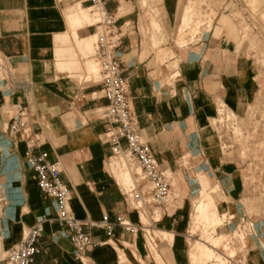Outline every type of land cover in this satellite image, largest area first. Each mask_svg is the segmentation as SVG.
<instances>
[{"label":"crops","instance_id":"0c3cea01","mask_svg":"<svg viewBox=\"0 0 264 264\" xmlns=\"http://www.w3.org/2000/svg\"><path fill=\"white\" fill-rule=\"evenodd\" d=\"M102 1L125 34L115 56L129 82L130 106L142 141L161 171L179 184L181 195L172 198L161 220L156 222L152 215H146L150 225L125 201L109 168L113 154L102 114L107 106L102 77L89 69L97 61L86 44L95 40L96 28L85 20L76 29L71 27V14L77 4L0 0V55L13 64L18 80L23 82L13 89L10 103L14 108L22 104L27 109L29 132L39 147L36 154L47 153L51 162L59 163L77 219L100 222L106 215L116 224L124 217L139 227V232L132 235L116 226L113 239L104 231L90 229L103 244L78 256L68 234L56 222V202L42 195L36 174L26 165V142L9 138V159L19 166L20 200L5 215V246H17L32 227L46 219L40 250L32 264H123L124 258L134 264L137 255L145 261L151 258L141 228L144 226L154 229L159 240L158 251L153 252L155 264H186L183 248L191 216L185 208L192 204L191 189L197 176L204 172L213 175L215 183L233 201L242 196L235 193L234 183H228L229 178L233 181L235 171L227 166L220 133L213 123L218 115V73L207 65L209 51L203 54L204 44L179 50L171 47L169 39L165 44L153 42L140 0ZM178 2L158 0L160 28L166 36L178 27ZM78 4L84 10L91 7L85 0ZM169 50L175 54L172 59L165 53ZM174 60L179 64L175 79H171L168 63ZM248 88H252L250 83ZM227 91V102L237 107L234 90Z\"/></svg>","mask_w":264,"mask_h":264},{"label":"rangeland","instance_id":"374dc122","mask_svg":"<svg viewBox=\"0 0 264 264\" xmlns=\"http://www.w3.org/2000/svg\"><path fill=\"white\" fill-rule=\"evenodd\" d=\"M60 1H74L77 4L71 18L78 15L81 21L73 25L70 18L73 29L84 20L87 24L98 21L93 13L95 10L89 9V5L84 10L78 4L79 0ZM140 2L149 24L147 33L153 42L165 44L169 39L171 47L176 46L179 50L201 43L205 45L203 54L209 51L206 54L207 65L218 73L220 82V116L217 120L221 123L217 125L224 137L227 166L235 171L233 181L229 178L228 183L230 186L234 183L235 193L242 195L233 201L225 189H220L215 183L213 175L204 172L197 176L191 189L192 204L185 208L191 216L189 237L183 248L186 264H264V0H179L176 16L177 26L183 33L181 37L178 36V27L170 31L169 36L163 34L159 23L160 13L156 8L158 0ZM185 15L188 17L183 19ZM94 43L95 40H90L86 44L92 54ZM165 53L168 58L175 57L172 50ZM178 64L176 60L168 63L172 76L176 74ZM89 69L95 73L100 72L98 62L91 64ZM16 74L13 64L0 55V87H5L0 89V264H6V255L10 250L5 246V215L20 200L17 187L19 166L9 159L11 143L8 132L9 120L16 115V108L10 103L13 87L18 88L19 83L23 84ZM171 79H175V76ZM249 83L252 85L250 91ZM228 88L234 90L239 102L237 107L227 102ZM109 165L110 169L115 167L117 172L124 169L119 159L111 160ZM114 176L121 184L116 174ZM172 186V198L180 196L179 184L172 181ZM196 186L199 188L196 189ZM201 201L209 206L210 212L216 214L217 223L197 222L196 207ZM223 201L226 203H222ZM152 210L155 213L153 221L161 220L164 211L155 206H152ZM172 211L173 208L169 207V213ZM138 215L142 217L141 214ZM143 217L146 218L147 225H150L148 217ZM229 217H234L230 228L227 227ZM148 230L150 232L146 245L151 258L146 254L148 260L145 261L142 256L137 255L133 259L134 264L156 263L153 249L158 251L159 240L154 229ZM206 239L210 241L207 246L214 252L212 259H206L198 252L194 253L196 244ZM212 241H217V249L210 247ZM122 263L132 262L129 263L124 258Z\"/></svg>","mask_w":264,"mask_h":264},{"label":"built area","instance_id":"2783aa9c","mask_svg":"<svg viewBox=\"0 0 264 264\" xmlns=\"http://www.w3.org/2000/svg\"><path fill=\"white\" fill-rule=\"evenodd\" d=\"M94 9L98 21L92 26L96 28L94 58L100 66L103 98L107 106L103 110V118L107 122V143L110 145L113 159H119L125 170L130 171L133 181L128 189L121 184L120 188L126 202L140 214L155 216L152 206L164 211L172 201V176L161 171L150 149L143 143L138 125L133 117L129 100V82L125 76L121 62L115 53L122 47L125 34L118 26L116 16L109 12L102 0H85ZM16 115L8 127L10 138H19L26 142V165L37 176V186L42 195L56 202V222L66 231L69 241L78 256H85L90 251L101 247L89 232L90 229L104 231L109 239L115 238L116 226L135 235L139 227L124 217L117 223H111L108 216L102 221H81L77 219L70 207L71 191L62 177L59 163L51 162L47 153L36 154L37 141L30 135L27 124V109L19 104ZM220 114L218 113L217 117ZM214 126L220 133L222 151L224 137L214 120ZM153 219V218H152ZM234 217H229L227 227H231ZM46 219L40 220L25 236L23 241L7 252L6 264H32L39 253V243L45 232ZM148 237L150 227H141Z\"/></svg>","mask_w":264,"mask_h":264},{"label":"bare ground","instance_id":"6f19581e","mask_svg":"<svg viewBox=\"0 0 264 264\" xmlns=\"http://www.w3.org/2000/svg\"><path fill=\"white\" fill-rule=\"evenodd\" d=\"M80 10H82V9H80ZM82 13V12H81ZM84 15V14H83ZM188 17V15H185L184 17H183V19L185 18V17ZM97 17V16H96ZM88 18V17H87ZM189 19V18H188ZM91 20V19H90ZM81 20H80V18H79V16L78 15H73V17H72V24L73 25H75L76 23H79ZM188 21V20H187ZM186 27V26H185ZM187 28H188V26H187ZM184 30V29H183ZM178 33H180V35H178V36H180L181 37V35L183 34V33H181V29L180 30H178ZM92 67V69H93V66H91ZM90 67V68H91ZM95 70V69H94ZM21 87H23L22 85H21ZM13 89L14 90H16L17 88H14L13 87ZM111 170V172L113 173V175H115L116 174V177L118 178V180H119V182L121 183V185L123 186V187H125L126 189H128L129 188V186H131V183H132V181H133V178H132V174H131V172L130 171H127V170H125V169H121L120 171H118L117 172V170H116V168L115 167H113L112 166V169H110ZM204 195V194H203ZM209 200V199H208ZM210 202V201H209ZM204 202L203 201H201V202H199L198 204H197V207H196V213H197V222H199V223H208L209 224V222H210V224L212 223V222H214V223H217V217H216V214L215 213H213V212H210L209 211V206L208 205H204L203 204ZM208 203V202H207ZM212 208V207H211ZM219 217V216H218ZM219 219V218H218ZM220 220V219H219ZM215 225V224H214ZM150 232V231H149ZM163 233V232H162ZM165 238V237H164ZM166 239V238H165ZM172 239V238H171ZM155 240V239H154ZM210 241H209V239H206V241H202V242H198L197 244H196V246H195V248H194V253H200L201 254V256H203V257H205L206 259H208V258H210V259H212L211 257H213V256H211L212 255V253H214L208 246H207V243H209ZM217 241H212L211 242V245H210V247L212 248V249H217ZM153 252H155V248L153 249ZM193 255V254H192ZM260 261V260H259Z\"/></svg>","mask_w":264,"mask_h":264}]
</instances>
